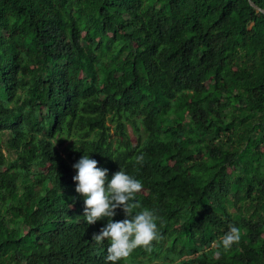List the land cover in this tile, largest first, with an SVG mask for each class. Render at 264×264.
Wrapping results in <instances>:
<instances>
[{"label":"trees","instance_id":"16d2710c","mask_svg":"<svg viewBox=\"0 0 264 264\" xmlns=\"http://www.w3.org/2000/svg\"><path fill=\"white\" fill-rule=\"evenodd\" d=\"M252 1L0 0V264H106V218L84 221L72 180L83 154L139 179L134 211L157 216L117 264H264ZM230 225L241 238L218 249Z\"/></svg>","mask_w":264,"mask_h":264},{"label":"clouds","instance_id":"9594fccd","mask_svg":"<svg viewBox=\"0 0 264 264\" xmlns=\"http://www.w3.org/2000/svg\"><path fill=\"white\" fill-rule=\"evenodd\" d=\"M136 162L143 161V153ZM97 160L83 154L73 165L75 191L83 197L84 221L91 225L102 218L106 223L94 234L96 242L107 241L105 261L117 264L127 258L137 247L149 249L158 236L157 216L149 208H139L135 200L138 192H143L139 179L120 169L107 179V168L97 166ZM107 180V184L105 181ZM117 218L113 220V217ZM241 238V230L230 225L220 237L217 248L230 249Z\"/></svg>","mask_w":264,"mask_h":264},{"label":"water","instance_id":"95a60500","mask_svg":"<svg viewBox=\"0 0 264 264\" xmlns=\"http://www.w3.org/2000/svg\"><path fill=\"white\" fill-rule=\"evenodd\" d=\"M250 3L252 4V6H254L255 8H259L252 0H250ZM264 13V10H261Z\"/></svg>","mask_w":264,"mask_h":264},{"label":"rangeland","instance_id":"374dc122","mask_svg":"<svg viewBox=\"0 0 264 264\" xmlns=\"http://www.w3.org/2000/svg\"><path fill=\"white\" fill-rule=\"evenodd\" d=\"M69 144V141H66V143L64 144V145H62V146H59V149H62V148H64L65 146H67Z\"/></svg>","mask_w":264,"mask_h":264}]
</instances>
